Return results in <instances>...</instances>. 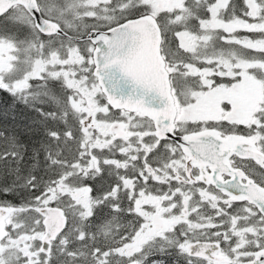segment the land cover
I'll use <instances>...</instances> for the list:
<instances>
[{
	"label": "snow or ice",
	"instance_id": "obj_1",
	"mask_svg": "<svg viewBox=\"0 0 264 264\" xmlns=\"http://www.w3.org/2000/svg\"><path fill=\"white\" fill-rule=\"evenodd\" d=\"M0 264H264V0H0Z\"/></svg>",
	"mask_w": 264,
	"mask_h": 264
}]
</instances>
